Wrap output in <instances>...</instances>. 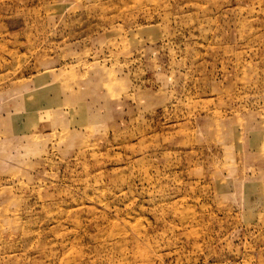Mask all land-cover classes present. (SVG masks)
Instances as JSON below:
<instances>
[{
    "label": "rangeland",
    "instance_id": "rangeland-1",
    "mask_svg": "<svg viewBox=\"0 0 264 264\" xmlns=\"http://www.w3.org/2000/svg\"><path fill=\"white\" fill-rule=\"evenodd\" d=\"M0 122V264H264V0H0Z\"/></svg>",
    "mask_w": 264,
    "mask_h": 264
},
{
    "label": "crops",
    "instance_id": "crops-1",
    "mask_svg": "<svg viewBox=\"0 0 264 264\" xmlns=\"http://www.w3.org/2000/svg\"><path fill=\"white\" fill-rule=\"evenodd\" d=\"M3 122V121H2ZM1 123V122H0Z\"/></svg>",
    "mask_w": 264,
    "mask_h": 264
}]
</instances>
